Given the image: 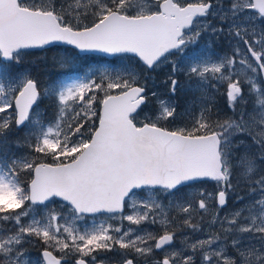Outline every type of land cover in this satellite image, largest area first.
<instances>
[{"label": "snow or ice", "instance_id": "6c2138e0", "mask_svg": "<svg viewBox=\"0 0 264 264\" xmlns=\"http://www.w3.org/2000/svg\"><path fill=\"white\" fill-rule=\"evenodd\" d=\"M52 45L72 74L42 83ZM108 253L264 264V0H0V264Z\"/></svg>", "mask_w": 264, "mask_h": 264}, {"label": "rangeland", "instance_id": "374dc122", "mask_svg": "<svg viewBox=\"0 0 264 264\" xmlns=\"http://www.w3.org/2000/svg\"><path fill=\"white\" fill-rule=\"evenodd\" d=\"M221 44L224 45V48L218 47L217 51L219 52L220 55H223L224 52L227 51V44L218 42L219 46ZM30 53H31V55L26 57L25 63H24V68L27 69L28 71L32 70L33 65H36L37 67H40L42 64H44L47 61H49L51 57L53 58V62H54V59H56V54L53 52V49L49 50V52L43 51V52H40V53H34V52L33 53L30 52ZM73 54L74 53L72 51H70V52L67 53V56L71 57ZM61 57H64V55H62ZM169 59L170 60H175V59H177V57H170ZM169 68H170V64L169 63H165V64L161 65V67L157 71H159L160 73H162V70L168 72ZM38 71H39V69L33 70V72L35 74H38ZM56 75H59V74H56ZM153 75L156 77V74L153 73ZM159 76H160V74L158 73V77ZM53 77H55V78H63V76L61 74L59 76H53V74H52V79H53ZM156 79H157V77H156ZM183 80H184V78L181 77V81L182 82H183ZM157 83H158V80H156V84ZM160 91L163 92V89L160 90ZM218 99H220V98L218 97ZM220 102H221V104H223V100L222 99L220 100ZM208 190L209 191L212 190V182H209ZM191 191H192V189H188V188L185 189V192H191ZM165 203H167V201H165ZM231 203H232V201L230 200L229 204L231 205ZM56 206L58 207V204ZM103 219H104V216H96V217L87 216L85 221H82V222H79V223L81 224V226H90L93 223V221H95L96 223H99ZM125 226L126 227L128 226L127 222H125ZM132 227H136V226L133 225ZM140 227L147 228L149 231L159 232V226L158 225L144 224V225H141ZM178 235H180V234L178 233ZM177 246H179V242L178 241H177ZM29 252L35 258L36 256L39 255L40 249L38 247H30L29 248ZM54 254L58 255V253H54ZM100 259L106 260L107 264H115V260L117 258L114 257L112 253H108V254H101L100 256H98V260H100Z\"/></svg>", "mask_w": 264, "mask_h": 264}, {"label": "trees", "instance_id": "16d2710c", "mask_svg": "<svg viewBox=\"0 0 264 264\" xmlns=\"http://www.w3.org/2000/svg\"><path fill=\"white\" fill-rule=\"evenodd\" d=\"M218 47L224 48V45H222V44L220 46L217 45V48ZM52 49H53V52L56 54V59H54V62H53V58L51 57L49 61L42 64L40 67L33 65L32 70H29L32 72V74L34 76L38 77L42 83L52 80V74H53V76H59L61 74L63 77L65 74H72L71 73V67L72 66L67 65V64H62V62L66 58H68L67 53L72 51V50L70 48H66V47H52V48H49V49H46L43 51L49 52V50H52ZM43 51H36V52L32 51V53L33 52L34 53H40ZM62 55H64V57H61ZM37 69H39L38 74H35L33 72V70H37ZM158 73L160 74L159 77H158ZM166 73H167V71H163V70H162V73H160L159 71L154 73V74H156V77H157L156 80H158V83L156 85H157V90H159V91L163 89L162 85L160 84V81H162L164 79V76ZM56 74H59V75H56ZM53 79H55V77H53ZM180 79H181V77H180ZM190 99H192V97L190 95L185 96L183 94H180L178 96V102L180 104V108L178 110L183 111L184 107L186 106V101H188ZM46 105H47V101H44V103L41 105V109L43 111H45L47 116H51V109L45 107Z\"/></svg>", "mask_w": 264, "mask_h": 264}, {"label": "bare ground", "instance_id": "6f19581e", "mask_svg": "<svg viewBox=\"0 0 264 264\" xmlns=\"http://www.w3.org/2000/svg\"><path fill=\"white\" fill-rule=\"evenodd\" d=\"M55 45H52V46H49V47H47V48H45V49H37L36 51H43V50H46V49H49V48H52V47H54ZM66 48H70V46H66ZM111 60L113 59V58H110Z\"/></svg>", "mask_w": 264, "mask_h": 264}, {"label": "water", "instance_id": "95a60500", "mask_svg": "<svg viewBox=\"0 0 264 264\" xmlns=\"http://www.w3.org/2000/svg\"><path fill=\"white\" fill-rule=\"evenodd\" d=\"M58 46H64V45H58ZM32 50H37V49H32ZM97 55H99V54H97ZM107 59H110V58H112V57H106Z\"/></svg>", "mask_w": 264, "mask_h": 264}]
</instances>
